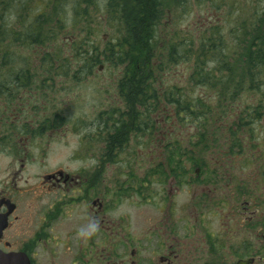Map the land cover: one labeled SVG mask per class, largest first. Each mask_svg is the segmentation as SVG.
<instances>
[{"label": "flooded vegetation", "instance_id": "af4514ba", "mask_svg": "<svg viewBox=\"0 0 264 264\" xmlns=\"http://www.w3.org/2000/svg\"><path fill=\"white\" fill-rule=\"evenodd\" d=\"M1 3L6 8L8 0ZM19 9H6L2 19L0 252L28 264H264V108L256 123L247 114H219L204 141L192 140L193 160L184 156L176 172L154 160L163 158L171 136L184 145L183 127L152 116L138 151L144 175L133 173L131 182L139 183L128 195L152 205V181L169 187L138 226L135 213H118L125 189L113 177L119 173L108 171L116 162L105 145L104 121L115 102L98 110L90 132L87 115L73 113L56 93L72 83L60 75L41 82L42 70L60 68L40 66L38 56L25 57L12 43L29 31ZM8 13L16 17L9 21ZM69 133L79 145L68 165L57 164L53 144ZM154 164L165 167L163 181L153 176Z\"/></svg>", "mask_w": 264, "mask_h": 264}, {"label": "trees", "instance_id": "16d2710c", "mask_svg": "<svg viewBox=\"0 0 264 264\" xmlns=\"http://www.w3.org/2000/svg\"><path fill=\"white\" fill-rule=\"evenodd\" d=\"M1 1L0 65L4 47L2 15L6 9L11 10L9 2L5 8ZM38 1V9L33 7L35 2L17 6L16 10L20 8V18L29 31L25 30L12 43L22 46L25 57H32L33 53L38 56L40 66L60 68L42 70L41 75L46 78L41 82H53L56 79L48 76L60 75L73 86L84 77L94 75L100 66L106 68L112 64V67L122 68L117 92L120 106L115 105L109 115L111 119L104 121L105 145L112 155L115 153L110 159L112 163H117L131 143L144 146L149 120L162 113L167 116V122L174 118L179 123L191 121L189 124L198 131L196 134L185 133L183 146L177 135L171 136L163 158L160 153L154 160H163L173 172L178 169L175 164L184 156L193 160L192 140L199 136L204 141L209 131L215 128L219 114H247L245 120L249 123L260 119L264 108V6L260 8L257 5L259 2L262 5L264 0L252 2L256 6L249 14L244 7L235 8L239 6L237 2L229 3V10L237 9L235 20L229 22V27L221 28L216 21L199 30L198 34L190 31L184 39L169 40L162 39L159 27L163 21L169 20L172 7H186L189 0H107V14L118 36L114 42L106 43L104 51L93 41H81L80 44L66 41L63 49L57 50L55 29L56 32L66 30V27L58 25L60 18L56 9L60 7V1L45 0L46 5L42 9L41 1ZM87 18H91L88 11L83 20L88 21ZM53 22L57 28L52 26ZM102 55L107 57L102 59ZM24 64L29 63L25 61ZM181 65L183 68L180 69ZM172 68L178 71L177 75L172 73L176 75L174 79L178 83L183 82L184 86L169 85L173 78L168 83L164 81L167 75H171ZM197 88L204 94H193ZM211 92L215 93L213 97H210ZM246 96L251 102L243 101ZM152 123L155 130L154 118ZM156 138L158 136L152 135L153 140ZM153 167V176L163 181L165 167L158 164Z\"/></svg>", "mask_w": 264, "mask_h": 264}, {"label": "rangeland", "instance_id": "374dc122", "mask_svg": "<svg viewBox=\"0 0 264 264\" xmlns=\"http://www.w3.org/2000/svg\"><path fill=\"white\" fill-rule=\"evenodd\" d=\"M6 1V0H5ZM41 1V9L45 7V0ZM54 1V0H52ZM55 0L54 2H56ZM60 7L56 9L58 11V19L60 21L58 25H62V27H66L60 32L57 33L58 44L55 48L63 49V44L66 41L75 42L77 44L84 42H95V44L104 51L106 47V43H112L118 36V32L115 30L113 26V22L111 21V17L108 16L107 10V0H59ZM255 0H189V4L186 7L184 5L179 8L172 7L169 20L163 21L162 25L159 27V33L163 40H169L172 38H185V34L188 32H196L199 33V30L206 29L211 24H214L216 21L219 22L221 28H226L230 26L229 22H233L235 19L234 14H237L238 7H244L246 14L248 12L251 13L252 8L256 6V3H252ZM10 3L11 13L16 11L17 6H20L21 3L26 2H35L33 7L38 9L36 6L40 4L38 0H8ZM53 2V3H54ZM90 2L89 4H87ZM236 3L239 6L234 9L229 10V3ZM258 7L262 8L264 6V2L258 3ZM217 7V8H216ZM87 11L91 18H87L88 21L83 20L87 14ZM39 12V11H38ZM8 13L6 15L7 18L16 17ZM13 13V14H14ZM228 13H230L228 17ZM3 20L5 19L4 14L2 15ZM82 18L76 22V19ZM2 20V21H3ZM112 22V23H111ZM166 22V23H165ZM229 23V24H227ZM54 28L55 23H52ZM65 30V31H64ZM60 43V44H59ZM163 44V42H162ZM62 45V47H59ZM52 48L50 49V51ZM22 53H17L16 61L19 62ZM107 57V55H106ZM105 55H102V59L106 58ZM112 64H108L110 68L107 66L100 73H96L98 68L95 70V74L91 76L84 77L80 82H76L73 86L67 87H58L56 93H62L61 98H59L61 103H65L73 113L87 115V121L85 124L89 126L88 130L91 132L92 129H95L94 123L96 119L97 112L102 109L107 108L108 105L114 104L120 106V97L117 95L118 92V83L120 78L122 77L120 70L121 67H112ZM183 68V66H180ZM174 70V71H173ZM99 72V71H98ZM178 74V71H175V68H172L170 71L171 75H167V78H164L165 82H169L170 78L171 83L169 85L177 84L180 86L183 82H179L174 79ZM58 81V79H56ZM65 81V79H59ZM168 85V84H166ZM184 86V85H182ZM181 86V87H182ZM69 93V95H68ZM195 95L204 94L202 89L197 88L195 91H192ZM215 95L214 92L210 93V97ZM244 98L243 101L247 99L250 101L248 96ZM242 101V102H243ZM107 105V106H106ZM105 107V108H102ZM123 109V107H122ZM99 110V111H98ZM163 114V113H162ZM162 114L157 115L159 118ZM165 116V114H163ZM176 120L175 118L173 119ZM177 121V120H176ZM176 123V122H175ZM191 121L183 120V122L179 123L181 130L187 134H196L197 128L192 124ZM86 126V127H87ZM257 127V125H256ZM161 129V126L157 128V130ZM64 138H57V141L54 145V153H55V161L57 164H66L68 165L67 158L69 157L71 151H74L75 148L79 145V138L77 136H73L71 133L63 136ZM185 137V136H184ZM194 143L198 141V139L193 140ZM139 146L134 143H131L130 146L126 147V151L120 156L117 160V163L113 165L108 171L111 174L112 171L115 174L119 173V175H113V177H118L117 182L120 183V187L125 190L121 192L120 196V205L118 207V213L127 214L128 212H133L136 214L137 225H144L146 219L147 211L156 210L157 205L163 195L167 193L168 184L164 185L157 181H152V194L156 199L152 198V205L146 204L143 198H140L135 193L131 192V196L128 195L130 185H133L134 188L138 186V183H132L131 181H135L133 179V173L138 174L141 178L144 175L145 164L144 163V155L142 154V158L139 151ZM92 162V160H89ZM142 162V163H141ZM141 163V164H140ZM77 163H72L71 167H78ZM143 183V182H142ZM165 190V193L162 195L161 193Z\"/></svg>", "mask_w": 264, "mask_h": 264}, {"label": "water", "instance_id": "95a60500", "mask_svg": "<svg viewBox=\"0 0 264 264\" xmlns=\"http://www.w3.org/2000/svg\"><path fill=\"white\" fill-rule=\"evenodd\" d=\"M103 66H100V70ZM0 264H28L18 254H3L0 252Z\"/></svg>", "mask_w": 264, "mask_h": 264}]
</instances>
